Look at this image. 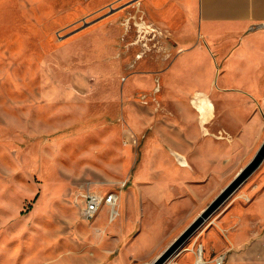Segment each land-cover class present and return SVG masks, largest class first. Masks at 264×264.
Wrapping results in <instances>:
<instances>
[{
  "label": "rangeland",
  "instance_id": "rangeland-1",
  "mask_svg": "<svg viewBox=\"0 0 264 264\" xmlns=\"http://www.w3.org/2000/svg\"><path fill=\"white\" fill-rule=\"evenodd\" d=\"M128 1L0 0V264H140L189 224L137 180L183 127L158 77L177 47L160 63L170 35L143 45ZM86 191L122 194L120 214L84 217ZM203 226L170 264L194 262Z\"/></svg>",
  "mask_w": 264,
  "mask_h": 264
},
{
  "label": "crops",
  "instance_id": "crops-1",
  "mask_svg": "<svg viewBox=\"0 0 264 264\" xmlns=\"http://www.w3.org/2000/svg\"><path fill=\"white\" fill-rule=\"evenodd\" d=\"M134 10L170 35V56L160 63L171 61L177 47L158 77L174 124L183 127L171 134L177 149L158 155L167 164L137 180L151 173L143 200L171 207L170 215L189 207L190 224L264 141V0H137ZM197 91L213 109L194 106ZM257 172L205 221L188 250L193 258L202 244L206 264L221 254L224 264H264V165ZM122 204L121 194L117 215ZM173 240L136 258L151 263Z\"/></svg>",
  "mask_w": 264,
  "mask_h": 264
},
{
  "label": "built area",
  "instance_id": "built-area-1",
  "mask_svg": "<svg viewBox=\"0 0 264 264\" xmlns=\"http://www.w3.org/2000/svg\"><path fill=\"white\" fill-rule=\"evenodd\" d=\"M136 1L137 0H129L126 4H129L132 8L135 9ZM131 21H132L133 26L139 32V35L141 37L139 41L143 39L142 40L143 45H148L147 42H145L144 40L149 37L155 38L158 34L161 36L165 35L166 37L169 36V33L167 31L158 29L154 24L147 22L144 18V14L141 13L139 10L138 11L134 10V14L129 18L127 24H130ZM143 53L141 52V54L138 55V58H141L144 55ZM166 55H168V57L170 56V50ZM124 186L125 184L123 185V187ZM83 197H84L85 205L82 209V214L87 219H93L98 214L99 210L104 206H108L110 209V219H113L117 216L118 211L116 207L120 199L119 194L110 191L102 195L98 192L86 191ZM203 250H204L203 245L198 244L196 251H195V259H194L193 264H206L207 263V260L204 257ZM225 259H226L225 254H221V255L215 256L213 258V261H214V264H224ZM170 263L171 261L167 264H170ZM146 264H151V263H146Z\"/></svg>",
  "mask_w": 264,
  "mask_h": 264
},
{
  "label": "water",
  "instance_id": "water-1",
  "mask_svg": "<svg viewBox=\"0 0 264 264\" xmlns=\"http://www.w3.org/2000/svg\"><path fill=\"white\" fill-rule=\"evenodd\" d=\"M264 161V141L254 157L220 191L201 213L159 254L151 264H164L205 221L249 178Z\"/></svg>",
  "mask_w": 264,
  "mask_h": 264
},
{
  "label": "bare ground",
  "instance_id": "bare-ground-1",
  "mask_svg": "<svg viewBox=\"0 0 264 264\" xmlns=\"http://www.w3.org/2000/svg\"><path fill=\"white\" fill-rule=\"evenodd\" d=\"M192 99V98H191ZM192 103L194 104V106L195 107H197V108H203V106H208L209 107V109H213V104H212V102L210 101V99H209V97H207V95L206 94H204L202 91H197L196 93H195V95H194V97H193V101H192ZM198 111H199V109H198ZM202 111H204V108H203V110ZM200 113H202V112H200ZM178 157V156H177ZM180 159H181V157H180ZM179 159V160H180ZM181 161H183V159L181 160ZM180 162V161H179ZM183 163H185V161H183ZM44 201V200H43ZM170 262V260L168 259L164 264H167V263H169Z\"/></svg>",
  "mask_w": 264,
  "mask_h": 264
}]
</instances>
